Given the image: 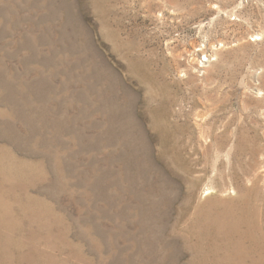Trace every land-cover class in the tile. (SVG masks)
I'll return each instance as SVG.
<instances>
[{
    "label": "rangeland",
    "instance_id": "374dc122",
    "mask_svg": "<svg viewBox=\"0 0 264 264\" xmlns=\"http://www.w3.org/2000/svg\"><path fill=\"white\" fill-rule=\"evenodd\" d=\"M0 264H264V0H0Z\"/></svg>",
    "mask_w": 264,
    "mask_h": 264
}]
</instances>
